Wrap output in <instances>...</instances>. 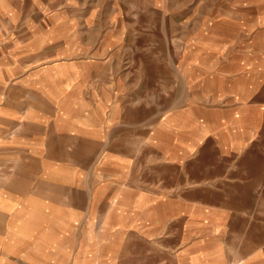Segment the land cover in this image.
Masks as SVG:
<instances>
[{
  "label": "crops",
  "instance_id": "obj_1",
  "mask_svg": "<svg viewBox=\"0 0 264 264\" xmlns=\"http://www.w3.org/2000/svg\"><path fill=\"white\" fill-rule=\"evenodd\" d=\"M68 3L0 0V264H101L99 255H114L100 246L112 247L132 222V208L145 212L135 222L158 232L164 198L195 206L185 202L180 180L164 192L162 177L149 171L148 106L133 100L129 73L100 65V49ZM237 76L210 94L216 110L205 138L209 159L225 165L213 166L204 189L229 202L242 197L253 173L245 169L264 158V86L232 85ZM138 109L143 119L134 136L143 145L133 148ZM193 144L182 147L187 156ZM178 152L168 157L178 162ZM214 213L204 212L210 220ZM178 215L187 225L183 238H196L193 213Z\"/></svg>",
  "mask_w": 264,
  "mask_h": 264
},
{
  "label": "rangeland",
  "instance_id": "obj_2",
  "mask_svg": "<svg viewBox=\"0 0 264 264\" xmlns=\"http://www.w3.org/2000/svg\"><path fill=\"white\" fill-rule=\"evenodd\" d=\"M68 7L78 9L77 20L98 46L95 51L100 49V65L129 73L133 100L148 106L143 135L149 171L162 177L164 192H171V180H180L185 202H195L187 207L179 200L178 206L164 198L158 232L135 222L145 212L132 208V222L116 232L112 247L99 248L113 250L114 258L99 255L100 263L264 264V158L245 169L253 173L242 197L230 201L237 206H221L229 200L204 189L213 166L220 171L225 165L209 159L205 141L216 110L210 94L227 85V75H239L232 85L244 89L264 86V0H69ZM141 118L143 110H133V148L143 145L134 136ZM192 141L187 156L182 147ZM176 152L178 162L168 157ZM180 210L193 213L196 238H183L187 225L177 216ZM209 210L215 212L212 220L204 214ZM185 246L195 253H181Z\"/></svg>",
  "mask_w": 264,
  "mask_h": 264
}]
</instances>
